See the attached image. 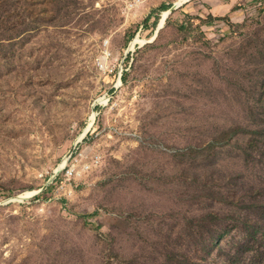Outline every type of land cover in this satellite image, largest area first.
Wrapping results in <instances>:
<instances>
[{
	"label": "rangeland",
	"instance_id": "1",
	"mask_svg": "<svg viewBox=\"0 0 264 264\" xmlns=\"http://www.w3.org/2000/svg\"><path fill=\"white\" fill-rule=\"evenodd\" d=\"M178 1L0 0V264H264V0Z\"/></svg>",
	"mask_w": 264,
	"mask_h": 264
},
{
	"label": "bare ground",
	"instance_id": "2",
	"mask_svg": "<svg viewBox=\"0 0 264 264\" xmlns=\"http://www.w3.org/2000/svg\"><path fill=\"white\" fill-rule=\"evenodd\" d=\"M190 0H179L178 2H177V5H176V7H180L181 5H183L184 3H186V2H189ZM169 15V12H164L163 13V19H162V21H161V26H159V30L162 28V26H164L163 24H165L164 23V19H166L167 18V16ZM139 44H141V45H144L145 44V41L144 40H141V38H137V39H135L134 40V42H133V46H136V45H139ZM121 85V84H120ZM94 120H95V115H92L91 116V118H90V123H89V126H88V128L86 129V131H85V134L93 127V125H94ZM84 136V135H83ZM65 164H67V162H64L62 165H61V167L60 168H64L65 166ZM34 194V192H31V193H28L27 192V195L28 196H30V195H33Z\"/></svg>",
	"mask_w": 264,
	"mask_h": 264
},
{
	"label": "built area",
	"instance_id": "3",
	"mask_svg": "<svg viewBox=\"0 0 264 264\" xmlns=\"http://www.w3.org/2000/svg\"><path fill=\"white\" fill-rule=\"evenodd\" d=\"M75 173H76L75 167H72V168H70V169L67 171L66 177H67V178H71V177H73V175H74Z\"/></svg>",
	"mask_w": 264,
	"mask_h": 264
}]
</instances>
